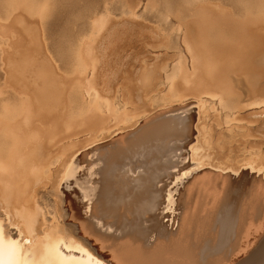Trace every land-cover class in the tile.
<instances>
[{
  "label": "bare ground",
  "instance_id": "obj_1",
  "mask_svg": "<svg viewBox=\"0 0 264 264\" xmlns=\"http://www.w3.org/2000/svg\"><path fill=\"white\" fill-rule=\"evenodd\" d=\"M226 1L237 3L244 11H249L258 1L264 4V0ZM183 2L166 0L162 3V11L170 12L181 7ZM100 5H103L100 0H0V19H7L11 13L22 9L28 10L30 16L45 26L51 46L61 54L64 65L73 68L79 63L74 57L76 44L92 27L91 17ZM148 35L132 23L114 24L93 44L82 47L87 63L92 65L89 89L110 107L120 77H127L123 81L127 83L129 96L136 107L143 100L153 76L162 71L163 65L160 66L161 62L154 57L152 65L144 66L142 72L135 75V61L137 64L148 63L140 60L138 53L126 57L136 42H150L151 54L167 50ZM243 38L231 50L236 56L252 53L247 51L246 38ZM194 43L201 54L197 61L193 60L196 84L203 92L211 93L217 80V62L213 61L205 43ZM213 47L218 50L224 44L214 43ZM221 51L229 53L227 49L218 52ZM238 81L243 85L242 80ZM36 94L40 103L52 101L47 85L40 86ZM190 104L162 110L140 125L131 126L120 137L82 154L81 165L87 167V180L91 184L88 190L91 206L86 220L76 216L80 200L75 196V200L68 203L71 208L68 221V212L62 208V202L56 214L58 218H49L39 208L35 197L28 209L22 206L14 212L17 195H12L10 174L13 171L3 168L0 210L11 215L0 213V220L13 218L20 229L14 235V230L5 223L7 235L14 239L22 236L27 240L31 232L33 243L24 246L30 253V262L41 261L44 244L49 242L44 237L48 236L52 244L63 238L81 249L80 253L69 256L74 264H264L263 177L254 169L240 172L244 166H222L217 161H203L197 168H191L190 156L195 152V143L189 136L194 135V124H190L184 114ZM247 119L253 123L259 121L257 117ZM123 130L121 128L113 135ZM19 132L22 148L15 159V174L20 173L21 167H26L33 152L28 138L36 137L26 124L19 127ZM188 132L190 139L185 140ZM205 163L210 168L202 171L207 167ZM218 170L227 174L223 176L216 172ZM22 172H25L24 168ZM197 172L201 174L195 175ZM31 178L29 184L35 175ZM93 237L95 243H92ZM99 241L107 244L108 251L105 246L97 247ZM106 252L109 254L104 256ZM242 257L245 259L239 262Z\"/></svg>",
  "mask_w": 264,
  "mask_h": 264
},
{
  "label": "rangeland",
  "instance_id": "obj_2",
  "mask_svg": "<svg viewBox=\"0 0 264 264\" xmlns=\"http://www.w3.org/2000/svg\"><path fill=\"white\" fill-rule=\"evenodd\" d=\"M100 1L103 5L92 15V27L76 44L74 57L79 63L73 68L64 65L61 54L51 46L45 26L30 16L28 10L0 19V143H5L0 144V148L4 147L0 149V166L15 172V159L22 148L19 127L26 124L36 134L28 138L34 149L26 167L23 166L25 172L21 167L19 174H10L12 195H17L14 212L22 206L28 209L35 197L49 218H58L62 202L68 221L71 215L68 203L75 196L80 200L77 213L80 216H76L86 220L91 206L88 195L91 184L87 180V167L81 165L82 154L120 137L131 126L140 125L162 110L189 103L190 108L184 114L194 124V135L189 136L195 143L191 168H197L203 161H217L228 167L240 165L244 166L240 172L247 169L260 172L264 182V171L259 170L264 169V4L257 0L249 11H244L233 1L184 0L181 7L166 12L162 11L166 0ZM121 23L144 29L156 44L167 47L151 54L150 42H136L126 54L129 57L138 53L139 59L148 63L142 65L132 60L135 75L152 65L154 57L164 67L153 76L136 107L124 82L125 75L114 87L112 107L94 95L88 85L92 65L82 52L85 44H93L109 26ZM243 36L247 51L252 53L236 56L231 50ZM192 40L200 45L207 41L212 55L207 56L217 62V80L211 93L203 92L196 84L193 60L197 61L201 54ZM214 43H223L224 47L217 50ZM222 49L229 53L218 52ZM197 63L201 65L200 61ZM43 85L50 89L52 101H38L36 91ZM248 117H257L259 121L250 122ZM121 128L125 130L113 135ZM188 135L189 132L185 140L190 139ZM185 155L188 156V151ZM208 168L209 164L202 171ZM216 172L227 174L223 170ZM32 173L35 179L29 184ZM0 213L11 215L3 209ZM9 220L11 224L6 225L16 235L20 229L13 218ZM95 237L91 238L92 243ZM98 245L100 248L107 244L99 241Z\"/></svg>",
  "mask_w": 264,
  "mask_h": 264
},
{
  "label": "snow or ice",
  "instance_id": "obj_3",
  "mask_svg": "<svg viewBox=\"0 0 264 264\" xmlns=\"http://www.w3.org/2000/svg\"><path fill=\"white\" fill-rule=\"evenodd\" d=\"M4 169L0 166V173ZM5 223L11 224V221L0 220V264H74L69 258L72 253H80L81 249L73 243L59 238L55 244L50 243V237L45 236L44 240L49 241L44 244V253L41 261H29L30 253L25 249V245L33 243V235L29 233V238L25 240L22 236L12 238L5 231ZM13 228L16 225H12Z\"/></svg>",
  "mask_w": 264,
  "mask_h": 264
}]
</instances>
